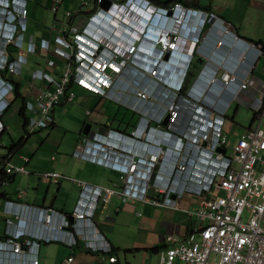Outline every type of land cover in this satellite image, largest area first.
Masks as SVG:
<instances>
[{"label": "built area", "instance_id": "1", "mask_svg": "<svg viewBox=\"0 0 264 264\" xmlns=\"http://www.w3.org/2000/svg\"><path fill=\"white\" fill-rule=\"evenodd\" d=\"M103 1L94 0V3L111 22L110 26L121 30L118 37L115 33L106 41H95L87 35L88 28L80 27L82 14L67 10L59 20L60 33L53 34L56 47L52 49L48 39L40 44L32 36L26 39L27 0H0V96L5 99L0 103V136L5 130L2 116L16 97V79L23 66L30 63L28 54L43 49L62 60V70L57 76L39 69L32 71L33 81H46L48 86L26 100V135L54 123L55 106L75 98L70 86L77 83L142 114L141 128L135 127L131 135H119L131 136L140 141L139 146L143 145L142 149L124 147L120 140L111 141L106 136L114 129L103 130L101 126H97L93 137L84 138L80 143L83 149L77 148L75 153L115 169L120 182L99 187L72 178L80 186V197L70 217L54 208L18 201L24 192L17 200L7 199V229L0 237V264H39L38 250L42 243L75 245L79 239L86 248L99 253L101 264L116 263L118 257L99 227L106 203L117 197L124 202L176 207L174 195L180 198L185 193L199 197L198 208L189 213L196 214L202 224L186 239L169 235V245L161 252L158 264H264V76L260 73L263 46L240 37L232 24L217 13L193 8L182 0L166 6L151 0H111L107 9L100 7ZM61 3L62 0H53L51 10L58 13ZM194 17L198 26L191 40L188 23ZM217 30L221 36L215 50L224 47L228 39L239 43L242 51L239 62L247 63L245 70L212 61L211 53L202 49L201 43ZM148 36L151 41L154 38L158 50L149 70L154 77L152 88L142 87L140 80L137 81L136 77L142 78L146 70L140 60L134 61L138 42ZM88 42L94 45L88 46ZM15 50L20 51L17 56ZM167 53L192 58L185 81L176 88L169 87L165 81L162 65ZM195 57L202 64L192 75ZM46 65L52 67L55 60L47 58ZM132 68L136 73L131 79L138 85L133 88L134 94L142 106L138 108L120 101L114 90L128 78ZM203 81V91L197 92ZM216 84L221 86L218 100L233 89V101L238 106L245 104L254 112L251 125L235 141L230 140L225 130L229 119L226 107L207 100L208 92ZM251 85L256 86L257 93L246 101L241 93L247 92ZM158 101L163 104L152 113L144 108L147 103L152 106ZM147 113L149 117H145ZM229 149L232 153H228ZM199 161L208 164L205 175L203 167L197 166ZM5 172L9 176L28 174L25 167L10 162ZM39 176L58 180L62 174L51 171ZM34 210L43 227L41 232L26 227V218ZM68 260L72 261L73 257Z\"/></svg>", "mask_w": 264, "mask_h": 264}, {"label": "crops", "instance_id": "2", "mask_svg": "<svg viewBox=\"0 0 264 264\" xmlns=\"http://www.w3.org/2000/svg\"><path fill=\"white\" fill-rule=\"evenodd\" d=\"M29 15H28V30L26 32V39L32 36L33 41L40 44L41 40H50V45L53 48L56 47V41L53 38V34H59V20H61L65 11H72L74 13H81L80 17V27L88 28L87 35L94 38L95 41H106L110 36H114L115 33L118 37V32L113 26H110V21L104 17V13L99 11L93 0H84L79 5L74 7V1L72 0H62L58 13H54L51 10V5L53 0H27ZM121 1V0H116ZM152 3L157 5H162L160 3L168 2L169 0H151ZM181 1V0H180ZM184 4L197 8L200 10H207L217 13L222 18L226 19L232 24L237 34L250 41L249 39H262L264 40V0H182ZM69 2L70 8L66 4ZM72 5V6H71ZM82 7V8H80ZM101 7V6H100ZM73 9V10H72ZM198 26V19L193 18L188 23V29L191 31L193 36L196 33ZM52 32V33H51ZM86 32V31H85ZM220 31H212L209 36L201 43L202 49L211 53L213 59L212 61H220L229 64L232 67L237 66L240 71L245 70L248 65L244 62H239V58L242 55V51L239 49V43H233L231 39L229 42L220 49L215 50V43L220 37ZM151 37L141 39L138 44V51L134 55V61H141L145 66V75L141 77H136L137 81L140 80L141 86L146 88H152L154 84V77H151L149 70L151 69L152 63L154 61L155 55L158 50L155 48V41H151ZM110 43V42H109ZM118 45V42H113ZM93 43L88 42V46ZM94 45V44H93ZM20 53L19 50L14 51V56ZM170 55V54H169ZM30 63L23 66L20 76L16 79V87L19 88L20 93L25 97V100L32 98L35 94L40 91V89L48 86L46 81L31 79V73L35 69L42 70L43 72L48 71L57 76L62 70V60L56 57L54 54L39 49L34 54H28ZM55 60V65L49 67L46 65V59ZM180 63L183 62V58H179ZM239 62V63H238ZM202 64V60L199 57H195L191 73L196 74ZM163 69L166 71V76H170L169 72L175 71V64L172 60L168 59L162 65ZM136 73V69L132 68V73L129 74L127 79L121 83V86L114 87L115 93L119 96L120 101H127L133 104L136 108L142 107L141 101L135 97L133 88L138 86L134 83L131 78L133 74ZM221 72H219L220 74ZM262 76H264V69L260 70ZM141 78V79H140ZM73 83L70 88H72ZM212 89V90H211ZM208 92L207 100L209 102H217L220 107H226L229 112L232 107L235 106L234 112L236 113L239 106L233 101V89H230L222 95L221 99L218 100L217 92L221 90L220 84L212 86ZM202 90V88L200 89ZM203 91V90H202ZM75 92V91H74ZM92 92V91H91ZM86 92L83 91L82 94ZM228 93V94H227ZM257 93V88L255 85H251L247 92H242L241 97L250 101V97ZM77 97V93L75 92ZM81 94V93H80ZM95 94L98 100H108L105 97H101ZM89 96V95H88ZM21 99L12 100L10 106L5 111L2 116V121L5 125V130L0 136V147L6 148V142L4 141V136L9 134L12 138V132L9 125V115L11 114V109H14V105ZM101 101V102H102ZM118 105L119 110L113 113L109 110L107 116H103L102 111L99 109L98 114L93 117L96 109L93 107L95 100L88 103L89 106L85 110H80L78 117L85 120L82 124V128L79 133H72L73 135L68 139L67 136L55 145L51 142L54 132L43 133L41 132L37 136L29 134L25 141L17 149L12 152L7 150V152H0L2 157L3 166L5 168L7 162L15 166H23L28 171L27 176L28 185L26 188L7 190L3 188V183L0 185V192L7 194V197H11L12 200H17L18 195L24 192V196L19 198L18 201L40 208H54L57 212L63 213L70 217L71 213L74 211L76 205L78 204L80 197V186L78 183L72 181V178L89 183L92 186H114L115 183H119V173L104 164L96 163L91 160L76 154V150L83 149L80 143L84 138H90L88 134L85 133V124L91 123L92 125L101 126L103 130L114 129L112 133H106L108 139L120 140L124 147L129 148H143L139 146L140 141L132 139L131 136H120L119 134L127 133L130 134L135 127H140V122L142 114H138L137 111H133L124 107L117 101L110 100ZM64 104V103H61ZM160 101L156 102L154 105L147 103L145 109L148 113H152L157 107L162 105ZM144 105V104H143ZM122 107L123 113L119 114L120 108ZM21 106L17 108V113L19 114ZM127 109V110H125ZM146 114L145 117H149L150 114ZM16 116V114L12 113ZM93 117V118H92ZM22 119L23 130L24 128V118ZM233 116H229V119L225 123V130L228 133L230 139L234 136L236 131V125L232 121ZM129 122V124H126ZM227 124V126H226ZM152 125H155L152 123ZM56 126V106L54 108V123L50 126L53 128ZM49 128V127H48ZM47 129V128H46ZM105 133L106 131H102ZM152 134V133H151ZM131 135V134H130ZM26 136V135H25ZM22 136L21 138L25 137ZM237 139V138H236ZM235 139V140H236ZM233 140V141H235ZM56 149L52 150L51 148ZM21 149L20 154H16L17 151ZM52 150V152H51ZM63 154H67L64 156ZM75 154V155H73ZM51 155L53 162L48 159ZM34 156V157H33ZM28 158V159H26ZM197 160V159H196ZM39 164V165H37ZM44 168H39V167ZM198 167H203V174L205 175L209 168L206 162L199 161L197 163ZM0 167V169H1ZM33 167L34 171H31ZM171 166H167L170 169ZM40 169V170H39ZM60 172L62 176L58 180H47L41 178L39 173L43 172ZM14 175V179H16ZM10 181V180H9ZM43 184H47L46 189ZM57 192V194H56ZM177 200V206H158L148 202L142 201H122L117 197H113L111 201L106 203V208L103 211V220L99 223L101 231L105 234L106 239L112 245L113 254H116L118 261L113 264H122V254L125 256L124 259L129 264H134L131 259L136 260L139 254L154 253L157 257V264L160 259V254L169 245L167 237L169 235L178 236L182 239H186L190 236L197 228L202 224L200 219L196 214H190V211H195L199 206V197L185 193L182 197L178 198L174 195ZM8 199V198H7ZM6 198L0 195V237L5 235L7 225L5 213V201ZM16 206V205H15ZM38 214L34 213L27 217L26 227L32 232H41L43 227L37 219ZM37 219V220H36ZM65 234L66 233H62ZM39 264H101L100 255L97 252L91 251L86 248L82 240H78L75 245H68L62 242H48L42 243L38 250ZM73 257L72 261L68 258ZM107 261V260H106ZM108 263V262H106Z\"/></svg>", "mask_w": 264, "mask_h": 264}, {"label": "rangeland", "instance_id": "3", "mask_svg": "<svg viewBox=\"0 0 264 264\" xmlns=\"http://www.w3.org/2000/svg\"><path fill=\"white\" fill-rule=\"evenodd\" d=\"M73 1L75 4L74 5L75 7L79 5L81 2H83L84 0H73ZM66 5L70 7L69 2H67ZM70 8H73V7H70ZM261 62L262 64H260L261 65L260 70L264 69V59ZM72 88L77 93L76 99L65 102L64 104L56 105V126H54L53 128L49 127L47 129L45 128L43 130H39L35 132L32 135V137L39 135L41 132L43 133L54 132L53 137L51 138L50 141L53 142L55 145H58V143L61 142L64 136H67L68 139H70V137L73 135L72 134L73 132L75 134L80 132V129L82 128V124L85 120V117L81 118V120L78 117L80 110H82V113H83V110H85L87 106H89L88 103H90L92 100H95V104L97 102V104L93 107L94 109H96V106L101 103L99 105L100 107H97V109L95 110L93 117H95V115L98 114L99 109L102 111L103 116H107L109 110L112 113L114 111L119 110L118 105L116 103H113L110 100L109 101L108 100L99 101L98 100L99 98H97L95 94H92L90 90L81 86L80 84L76 83L73 85ZM83 91L86 93L82 94ZM21 104L22 102L18 101L17 104L14 105V109L13 110L11 109V114L9 115V125H10L11 132H12V138L16 142L22 136L26 135V133L23 130L22 119L17 113V108H19V105L21 106ZM234 109H235V106H233L231 111L229 112V116L234 115V119L230 121V123L232 122L234 125H236L237 129L234 132V136L230 139L231 141L238 138L241 135V133L244 131V129L248 127L249 125H251L253 121V117H254V112L252 111V109L246 106L245 104H241L236 113L234 112ZM120 110L121 111H119V114H121L123 109L120 108ZM12 113L16 114V116L12 115ZM4 141L6 142L7 145H6V148L0 147L1 153L7 152V150L9 149V146L12 144V139L9 137V134L4 136ZM51 149L54 150L56 148L53 147ZM20 152H21V149L17 151L16 154L18 155L20 154ZM228 153H232V150L229 149ZM63 155L67 156V154H63ZM48 159H50V161L53 162V160L51 159V155H49ZM39 168H44V167H39ZM30 170L34 171L33 167H31ZM27 185H28L27 176L26 175L24 176V174H17L15 180L7 181L2 187L7 190L10 189L11 191L15 189L19 190L21 188H26ZM43 185H44V188L46 189L47 184H43ZM124 255L122 254V264H129L124 259L125 257ZM131 260L133 261L134 264H157V257L152 252L147 253V254H139L136 260L134 259H131ZM176 264H184V263H176Z\"/></svg>", "mask_w": 264, "mask_h": 264}, {"label": "trees", "instance_id": "4", "mask_svg": "<svg viewBox=\"0 0 264 264\" xmlns=\"http://www.w3.org/2000/svg\"><path fill=\"white\" fill-rule=\"evenodd\" d=\"M94 1V0H93ZM174 1H177V0H169L168 2H163V3H160L162 5H169L171 4L172 2ZM250 41L256 43V44H261L263 46V50H264V40L262 39H258V40H255V39H249ZM4 75H5V72H2ZM15 93H16V99H21V108L19 110V114L20 116H22L24 118V128L26 127V124H27V120H28V116H27V112H26V100H25V97L20 93L19 91V88L16 87V90H15ZM122 108V107H121ZM127 110V109H125ZM126 124H129V122H126ZM53 125V124H52ZM87 124L84 125V127L86 126ZM29 136L26 135L25 137L23 138H20L17 142L16 141H12V144L9 146V151L12 152L13 150L17 149L19 146H21V144L25 141V139ZM3 161H2V157H0V167L3 166ZM6 179H10V180H13L14 179V175L12 176H9L6 174L5 172V168H2L0 169V185L6 180ZM0 195L4 198H8L10 199L11 197H7V194L4 193V192H0Z\"/></svg>", "mask_w": 264, "mask_h": 264}, {"label": "clouds", "instance_id": "5", "mask_svg": "<svg viewBox=\"0 0 264 264\" xmlns=\"http://www.w3.org/2000/svg\"><path fill=\"white\" fill-rule=\"evenodd\" d=\"M183 58V62L180 63L178 61L179 58ZM191 56L190 57H185V56H182V55H177V54H172V55H169V58L170 60L173 61V63L175 64V71H171L169 72V75L170 76H166V79L165 81H167L168 83V86L169 87H173V88H176L178 86H180L181 84H183V82L185 81L186 77H187V72L189 71V66H190V63H191ZM168 59L165 58V61H167ZM203 86H205V81H203L199 87L197 88V92H202V90H200ZM2 101H5V99H1V96H0V103Z\"/></svg>", "mask_w": 264, "mask_h": 264}, {"label": "water", "instance_id": "6", "mask_svg": "<svg viewBox=\"0 0 264 264\" xmlns=\"http://www.w3.org/2000/svg\"><path fill=\"white\" fill-rule=\"evenodd\" d=\"M111 0H104L100 6L104 9H107L110 7L111 5ZM169 58V53H167V56H166V59ZM97 128V125H92L91 123H88L86 126H85V133L88 134L90 137H93L94 133H95V130ZM220 151H223L222 148H220ZM72 218V217H71Z\"/></svg>", "mask_w": 264, "mask_h": 264}, {"label": "bare ground", "instance_id": "7", "mask_svg": "<svg viewBox=\"0 0 264 264\" xmlns=\"http://www.w3.org/2000/svg\"><path fill=\"white\" fill-rule=\"evenodd\" d=\"M105 134V133H104Z\"/></svg>", "mask_w": 264, "mask_h": 264}]
</instances>
